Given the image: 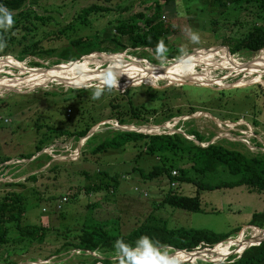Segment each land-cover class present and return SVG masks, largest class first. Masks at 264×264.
<instances>
[{
    "label": "rangeland",
    "instance_id": "374dc122",
    "mask_svg": "<svg viewBox=\"0 0 264 264\" xmlns=\"http://www.w3.org/2000/svg\"><path fill=\"white\" fill-rule=\"evenodd\" d=\"M154 1L37 0L32 4V9L47 18L43 21L31 20L29 32L23 27L12 29L9 24L0 25V33L21 41L0 43V50H6L0 60L21 66L0 64V159L13 156L0 164V199L9 191L23 193L27 199L21 224L44 225L50 231L43 243L34 242L24 252L20 248L22 244H16L18 250L8 254L0 247L4 258L9 256L16 264H75L82 260L89 261L98 253L81 254L73 248L62 247L76 244L80 239H95L97 235L83 233L81 229L83 225L97 221H106L122 234H127L149 218L158 224L167 222L174 227L208 228L218 233L240 228L237 235L233 234L235 237L223 243L212 248L197 249L194 253H198V256L190 259L189 263H195L198 259L222 262L241 254L250 244L244 245L238 252L241 242L254 240L253 243H257L264 237L263 234L259 238L256 235V230L260 232L264 229L249 225L252 215L264 210V194L247 191L245 187L201 191V212L159 206L170 187L190 196L195 195L197 189L178 182L173 187L167 178L144 179L139 171H133V167L149 171L160 161L157 156L145 153L138 143L96 154L92 151L99 142L114 135V127L147 134L180 132L191 140L194 138L188 135V131L196 130L209 138L208 143L223 140L228 145H238L237 148L242 151L244 148L250 151L261 148L264 151V68L255 67L247 73L228 70L219 66L221 59L215 56L212 66L195 63L182 69L183 74L190 71L193 76L182 75L178 79L175 75H169L144 79L136 75L133 71L136 69L131 64L156 78V71H168L186 59L196 57L207 62L206 56L215 55L216 51L227 52L222 44L224 37L244 36L248 31L245 17L234 24L232 18L224 21L218 15L219 18L217 10H212L211 6L209 8L205 0H174L170 8H165L162 19L174 28V33L168 37L169 42L175 48L182 49L181 55L168 61L146 48L136 49L131 55L130 49L117 52L127 57L123 60L126 65L119 73L121 77L111 71L88 77H74L66 73L61 79L35 85L31 81L34 76L23 68L37 73H56L72 66H66L68 63L56 66L58 64H53L56 57L46 53L42 57L27 54L22 61L17 59L25 43L31 46L37 42L38 47L35 49L31 46V50L42 53L45 49L66 46L80 36L111 37L119 22L133 18L143 10L144 5ZM160 1L163 3L165 0ZM93 4L110 7L111 10L83 17L82 9ZM213 20H217L218 24H213ZM227 50L230 56L243 64H254L264 59V48L259 52L242 49L231 53L229 48ZM100 54L92 58L84 57L74 64L80 65L88 60L92 61L87 64L91 69L110 67V60H95L103 59L109 53ZM32 60L39 62L40 66L31 65ZM64 66V69L57 70ZM109 79L114 81L110 88L105 83ZM154 90L158 91L157 97ZM97 92L99 96L95 95ZM133 111L135 117H132ZM169 114L174 116L170 118ZM116 115L126 118V123L119 124ZM86 123H94L87 138H66L48 128H57L59 133L60 129L83 128ZM40 139L45 140L44 147L33 158L17 157L21 153L33 152ZM43 153L51 156V159L45 156L36 159ZM169 157L167 163L173 167L185 161L181 152ZM54 164L58 165V169L51 170ZM98 169L106 170L111 175L119 174L121 181L118 187L112 191V186H109L108 189L89 194L78 191V187L97 180L93 175ZM34 174L37 176L35 181L28 179ZM74 192H78V195L68 196ZM39 196L41 199L38 201ZM64 196L67 202L60 207ZM207 250L210 251L206 253ZM155 252L154 259L158 264H177L172 263L171 259L185 253L170 248L155 249ZM227 253L229 255L225 256ZM110 257L116 259L122 256L116 253ZM185 261H178V264ZM0 264L4 263L0 260Z\"/></svg>",
    "mask_w": 264,
    "mask_h": 264
},
{
    "label": "trees",
    "instance_id": "16d2710c",
    "mask_svg": "<svg viewBox=\"0 0 264 264\" xmlns=\"http://www.w3.org/2000/svg\"><path fill=\"white\" fill-rule=\"evenodd\" d=\"M36 1L0 0V5L11 13V19L0 16V25L9 24L12 29L23 27L29 32L30 26L28 24L32 23L33 20L43 21L47 18V16H42L32 9V4L36 3ZM173 1L165 0L162 3L160 0H156L149 5H144L143 10L138 12L133 18L119 22L115 26L114 35L111 37L99 38L96 35V38H93L91 36H80L70 41L66 46L58 49H45L42 53L31 50V46L35 49L38 47L37 42H34L31 46L29 43H25L17 59L22 61L27 54L42 57L43 53H46L56 57L53 64H62L71 61L76 62L82 57L94 55L91 54L94 52L110 54L130 49L129 54L131 55L134 50L140 48L150 49L155 56L168 61L176 59L183 51L170 44L168 37L174 33V28L162 19L165 8H170ZM205 1L209 4V8L211 6L212 10H217V16H221L224 21L232 18L234 24H238L241 17L246 18L245 22L248 31L244 36L240 38L229 36L222 39V44L226 46L223 48L227 52V48H229L231 53H237L242 49L250 52H259L264 48V0ZM105 10L110 11L111 8L97 4L89 5L82 9V16L87 17ZM247 17L249 18L247 19ZM212 23L216 25L218 21L213 20ZM12 40L16 39L7 36L4 32L0 33V43ZM15 42L20 43L21 41L16 40ZM158 45L159 48L157 47ZM5 52L6 50H0V58L5 56ZM222 52L227 53L225 51ZM222 52L216 51V54L221 56L231 55L229 52L227 53L229 55ZM31 65L40 66V63L32 60ZM71 90L76 91L74 89ZM153 93L157 97L158 91L154 90ZM135 116V111H133L132 117ZM173 116V114H169L170 118ZM116 118H119L118 123L121 125L127 121L126 118L118 117L117 115ZM93 125L94 123H86L83 128L75 126L72 130L60 129L59 133L57 128H48L49 131L65 135L66 138L71 136L84 138L88 135ZM113 129L114 135L111 138L102 140L92 149L94 154L110 149L118 150L129 143H138L145 153L157 156L160 161L149 171L138 167H133V171H139L144 179L159 180L167 178V181L173 187L178 182L193 185L197 189L196 194L190 196L178 193L170 187V190L162 197L159 206L166 205L183 211L201 212L203 210L201 207V191L245 187L247 191L264 194V151L261 148L255 151L244 148L245 150L242 151L237 148L238 145L233 143L228 145L223 140L208 143L209 138L201 135L196 130L188 131V135H192L194 141L187 139L180 132L173 134H147L115 127ZM253 140L261 146L256 139ZM44 144L45 140L40 139L36 143L33 152L21 153L17 157L31 159L42 150ZM202 144L204 145L202 146ZM178 152L183 154L185 161L181 162L178 167H173L167 163V160L170 158L169 155H174ZM42 156L49 160L51 159V156L48 154L44 155V153L36 159ZM12 158V155L5 156L0 159V164ZM50 169L56 170L58 165L54 164ZM93 176L97 180H91L85 186L78 187V191H84V193L89 194L108 189L109 186H112V191H114L121 181L119 174L111 175L102 169L94 172ZM36 178L37 176L34 174L28 179L35 181ZM77 195L78 192L68 194L70 197ZM26 199L27 197L23 193L16 191H9L0 199V247L5 249L6 254L18 250L15 246L16 244H22L20 248L23 252L27 250L26 247L34 242L41 244L50 233L49 228L44 225L30 226L21 224ZM40 199L41 197L39 196L37 200L39 201ZM61 201L60 207L67 202V199L64 202ZM152 219L144 220L127 234H122L118 228L113 229L112 225L106 221L88 223L83 225L81 230L83 233L97 235L95 239L91 241L80 239L78 243L65 244L62 248H73L81 254H88V252L98 253L95 256L89 254L92 256L89 261L82 260L75 264H126L123 256L116 259H111L110 257L111 254L117 253L114 247L117 240L125 242L129 247H134L139 237L147 236L154 242L155 249L170 248L179 252H196L197 249L212 248L231 237H235L240 231V228H237L232 232L218 233L208 228L174 227L169 226L167 222L163 224L154 223ZM249 225L264 229V210L255 212L249 221ZM234 233L236 234L235 236H233ZM156 253L153 254V258ZM102 255L104 256L102 257ZM181 255L187 256L185 254ZM0 260L4 264L17 263L11 260L9 256L4 258L1 252ZM182 264H264V239L259 244L247 247L241 254L233 255L222 262H204L198 259L195 263L184 262Z\"/></svg>",
    "mask_w": 264,
    "mask_h": 264
},
{
    "label": "bare ground",
    "instance_id": "6f19581e",
    "mask_svg": "<svg viewBox=\"0 0 264 264\" xmlns=\"http://www.w3.org/2000/svg\"><path fill=\"white\" fill-rule=\"evenodd\" d=\"M220 52H222V51H220ZM222 53H224V52H222ZM224 54H227V53H224ZM96 55L98 56V55H101V54H94V55H89V56H86V57H91L92 58V57H94ZM227 55H229V54H227ZM104 56L105 57L103 59H99V58L95 59V60H97V62H99V60H102L101 62H105L107 60L112 61L111 64H110V67H108L106 69H103V70L89 68L87 66V64H89V63L91 64L92 61L90 62L88 60L85 61L86 63H81L80 65H76V64H74V62L73 63H68L66 66H70V67L72 66L71 69L62 70V71H59V72H56V73H52V72L46 73L45 71L37 73V72H32L29 69H25V68H23V69L26 72L28 71V73H30V74H32L34 76V78H31V81L33 83H35V85L38 84V83L39 84L43 83L45 81L61 79V78H63L65 76L66 73H70L74 77H75V75L79 76V77L80 76L81 77H88L90 75L94 76V75L107 74L109 71H111L115 75L121 77V74H119V73L122 70V68L126 65V62L124 63L123 60H125L124 58H127V57H125V55L123 53H111L109 55H104ZM215 56H219L220 59H221L222 63L219 66H222L223 68L228 69V70H237V71H240V72H246L247 73L248 70L253 69L255 67L264 68V59L261 60L260 62H256L254 64H249L248 65V64L241 63L240 61L236 60L234 57H232L230 55L229 56H221V55H218L216 53H215V55L206 56V59H208L207 62L202 60L201 58L194 57L192 59H186V60H183V61L179 62L178 64L173 66L168 71H164V72L156 71V73H157V77L156 78L153 77V76H149L144 71H141V69L137 68L133 63H131V64L136 69V71L135 70H133V71L136 72V75L138 77H140V78H144V79H147V78L159 79V78L166 77V76H169V75H175L179 79V78L182 77V75H185V76H193L194 75L190 71L189 72L184 71V74L182 73V71H183L182 69H184L187 65L197 63V64H204V66L205 65L206 66H212V65H214L213 64V59H214ZM218 60H219V58H218ZM0 64L3 65V66H11V67L12 66H16L18 68H21V66L19 64H15V63L10 64V63L2 61V60H0ZM66 66L59 67V69H57V70L64 69ZM177 66H179V67H177ZM152 70L154 71V69H152ZM28 79H30V78H28ZM260 234L261 235L263 234V236H264V232L260 233L259 231L256 230L257 238L260 237L259 236ZM253 241L254 240H250V241H247V242H241V244L238 246L240 249H238V250L241 251V249H242V247H244V245L246 246L249 243H253ZM231 242L234 243L233 241H231ZM223 249H225V248H220V250H223ZM214 253H215V251H214ZM184 254L187 255L188 257L187 256H182L181 254H178V255H176L175 257H173L171 259L172 263L177 262V264H178L179 263L178 261L183 262L185 260L189 261L190 259H195L196 258L195 256H192V254H187V253H184ZM225 256H228V253ZM225 256H223V257H225ZM223 257H218V258L220 259V258H223Z\"/></svg>",
    "mask_w": 264,
    "mask_h": 264
},
{
    "label": "clouds",
    "instance_id": "9594fccd",
    "mask_svg": "<svg viewBox=\"0 0 264 264\" xmlns=\"http://www.w3.org/2000/svg\"><path fill=\"white\" fill-rule=\"evenodd\" d=\"M0 16L11 19V13L0 5ZM159 48V45L157 46ZM110 88L114 85V81L109 79L105 81ZM99 96V92L95 94ZM117 253L123 256L126 264H158L153 258L155 252L154 242L147 236H141L135 242L134 247H129L125 242L117 240L114 245Z\"/></svg>",
    "mask_w": 264,
    "mask_h": 264
},
{
    "label": "water",
    "instance_id": "95a60500",
    "mask_svg": "<svg viewBox=\"0 0 264 264\" xmlns=\"http://www.w3.org/2000/svg\"><path fill=\"white\" fill-rule=\"evenodd\" d=\"M100 54V53H99ZM84 57H82V58H80L79 60H77V61H80L81 59H83ZM73 62H75V61H71V62H68V63H73ZM174 62H176V61H173V63ZM172 63V64H173ZM56 66H60L59 64L58 65H56ZM55 66V67H56ZM165 128H168V126H164ZM118 128H120V127H118ZM120 129H122V130H130V129H127V128H120ZM130 131H132V130H130ZM89 132H91V131H89ZM93 132V131H92ZM138 132H140V131H138ZM87 137H89V133H88V135L86 136V137H84V138H87ZM203 146V145H202ZM33 158V157H32ZM264 239V237H262L260 240H258L257 242L258 243H250L249 244V246H253V245H256V244H259L262 240ZM249 246H247V247H249ZM247 247H245L244 249H243V251L247 248ZM210 250H207V251H205L206 253L207 252H209ZM242 251V252H243ZM241 252V253H242ZM185 253H187V254H192V256H198V253H194V252H185ZM185 262H188V260L187 261H185ZM218 262H220V261H217V262H214V263H218Z\"/></svg>",
    "mask_w": 264,
    "mask_h": 264
},
{
    "label": "built area",
    "instance_id": "2783aa9c",
    "mask_svg": "<svg viewBox=\"0 0 264 264\" xmlns=\"http://www.w3.org/2000/svg\"><path fill=\"white\" fill-rule=\"evenodd\" d=\"M133 131V130H132ZM173 174H174V172H173ZM66 197H63V199H62V202H64V201H66ZM60 206V205H59ZM258 229V228H257ZM259 230V229H258ZM263 232H264V230H262ZM262 231H260V232H262ZM258 243V242H257Z\"/></svg>",
    "mask_w": 264,
    "mask_h": 264
}]
</instances>
